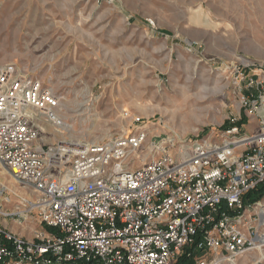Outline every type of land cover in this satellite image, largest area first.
I'll list each match as a JSON object with an SVG mask.
<instances>
[{
  "label": "built area",
  "instance_id": "built-area-1",
  "mask_svg": "<svg viewBox=\"0 0 264 264\" xmlns=\"http://www.w3.org/2000/svg\"><path fill=\"white\" fill-rule=\"evenodd\" d=\"M263 103L243 107L256 115ZM60 108L40 80L0 68V167L24 191L0 183V219L33 235L0 224V264H221L264 250V198L246 200L264 184V116L252 132L234 121L148 148L141 117L100 142L43 141L42 122L64 125Z\"/></svg>",
  "mask_w": 264,
  "mask_h": 264
},
{
  "label": "rangeland",
  "instance_id": "rangeland-1",
  "mask_svg": "<svg viewBox=\"0 0 264 264\" xmlns=\"http://www.w3.org/2000/svg\"><path fill=\"white\" fill-rule=\"evenodd\" d=\"M263 5L264 0H0V68L24 70L60 99L62 127L76 137L57 134L44 121L52 136L43 141L50 143L131 134L133 119L140 117L147 148L157 135L189 143L216 136L244 116L241 126L252 132L264 103L256 115L243 103L264 102ZM0 183L23 192L1 172ZM258 253L249 251L234 264H264L257 262Z\"/></svg>",
  "mask_w": 264,
  "mask_h": 264
},
{
  "label": "trees",
  "instance_id": "trees-1",
  "mask_svg": "<svg viewBox=\"0 0 264 264\" xmlns=\"http://www.w3.org/2000/svg\"><path fill=\"white\" fill-rule=\"evenodd\" d=\"M247 122V118L244 116V119L238 124L239 126L246 124ZM233 125L231 123L228 124V126H226L224 128V130L229 129L230 127H232ZM264 198V184L260 185L255 191L251 192L247 197L246 200L252 203H255L259 200H262ZM184 260H180L179 263H183Z\"/></svg>",
  "mask_w": 264,
  "mask_h": 264
},
{
  "label": "crops",
  "instance_id": "crops-1",
  "mask_svg": "<svg viewBox=\"0 0 264 264\" xmlns=\"http://www.w3.org/2000/svg\"><path fill=\"white\" fill-rule=\"evenodd\" d=\"M245 131L247 132V130ZM0 224L8 228L10 231L24 236L28 240H31L33 238V235L31 232H29V230L20 229L18 225H16L14 222L10 220L0 219Z\"/></svg>",
  "mask_w": 264,
  "mask_h": 264
},
{
  "label": "bare ground",
  "instance_id": "bare-ground-1",
  "mask_svg": "<svg viewBox=\"0 0 264 264\" xmlns=\"http://www.w3.org/2000/svg\"><path fill=\"white\" fill-rule=\"evenodd\" d=\"M261 3V2H260ZM264 6V5H263ZM263 9V8H262ZM184 95H185V92L183 93V97H184ZM187 95V94H186ZM84 105V104H83ZM80 107H81V105H80ZM44 130H45V128H43ZM48 130H50V128L49 127H47V129L45 130V131H48ZM61 130H64V131H66V132H68L69 134H71V137L74 139V137H76V133H75V131L74 130H72V129H69V128H64V127H62V128H60V131H58L57 132V134L59 133L60 135H62L61 134ZM77 138H75V140H76ZM3 175H5V176H8V173L4 170V169H2L1 171H0ZM11 178V177H10ZM11 180L13 181V179L11 178ZM24 192V191H23ZM258 254H259V256H258V258H257V262H259V261H262V260H264V250L263 249H258ZM235 262H233V264H234Z\"/></svg>",
  "mask_w": 264,
  "mask_h": 264
}]
</instances>
